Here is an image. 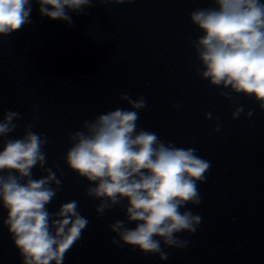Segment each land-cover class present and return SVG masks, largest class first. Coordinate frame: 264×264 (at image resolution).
<instances>
[{
  "label": "clouds",
  "instance_id": "clouds-1",
  "mask_svg": "<svg viewBox=\"0 0 264 264\" xmlns=\"http://www.w3.org/2000/svg\"><path fill=\"white\" fill-rule=\"evenodd\" d=\"M33 0H0V36L31 25ZM42 17L73 26L70 13L87 15L94 3L124 4L132 0H35ZM213 6L196 8L189 19L202 34L192 41L199 67L197 75L221 89L230 102L234 94L252 98L264 111V0H211ZM128 108L85 120L69 132L64 156L68 169L88 182L85 195L98 200V216L120 207L124 219L108 225L113 245L128 246L144 255L169 258L167 248L185 249L190 243L181 233L194 234L201 216L188 205L199 206V184L207 180L211 162L195 148L177 147L152 131L137 127L147 106L143 96L122 94ZM179 107V105H174ZM254 110L237 105L233 120L249 119ZM22 115L15 111L0 118V207L2 223L21 258V264H63L90 221L69 200L50 212L48 205L62 191V181L46 167L47 137L26 124L23 135L8 138ZM205 119H212L210 112ZM213 131H220L217 123ZM45 175L34 178L33 169ZM126 201V204L123 202ZM182 209H186L183 210ZM134 224V227H129Z\"/></svg>",
  "mask_w": 264,
  "mask_h": 264
}]
</instances>
